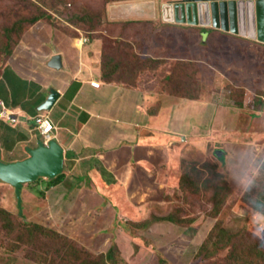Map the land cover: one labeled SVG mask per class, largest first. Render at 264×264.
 Listing matches in <instances>:
<instances>
[{
	"label": "rangeland",
	"instance_id": "rangeland-1",
	"mask_svg": "<svg viewBox=\"0 0 264 264\" xmlns=\"http://www.w3.org/2000/svg\"><path fill=\"white\" fill-rule=\"evenodd\" d=\"M110 1L0 0V97L5 101H13L29 92V95H33L38 88L39 78L33 76L35 73L29 65L21 67V60L18 59L22 56L21 59L28 61L21 46L31 44L35 30L26 36L17 51L20 56L17 57L14 53L9 56L4 50V46L9 43L8 35L11 34L12 39L17 40L19 26L26 30L31 24L27 20L34 17L41 18L37 25L52 27L55 31L50 33L61 42H68L69 35H78L80 38L85 35L90 39L101 36L108 56L114 57L112 61L124 64L121 59L123 51L128 52L127 48L104 34L110 29L105 26L104 19V6ZM200 32L193 30L190 37L191 56L198 59L199 70L193 62L184 67L177 63L169 68L171 74L165 80H160L157 76L154 80L157 82L156 88L163 93L187 101L192 97V102L198 105H191L185 115L180 110L179 117L170 127L167 126V130H161L159 125L154 127V131H147L146 137L153 138L154 148H149V153L144 155L141 165H136L130 172V176L133 173V178L126 181L125 189H118V201L114 199L116 195L109 197L115 209L112 207L104 211V207L96 206L99 212L89 220L76 218L81 213L87 216V212H83L85 207L80 209L78 204L89 197L81 194L79 188L84 185L93 190L99 188L93 177L94 174L101 177L100 179L105 177L103 165L97 166L102 173L93 166L94 170L85 174L88 164L74 167L68 161L65 165L67 171L74 167L70 173L73 177L70 181L74 183L72 191L70 190L71 195L65 191V201L68 204H56L54 198L65 189L60 187L54 194L52 189L55 191L53 186L56 183L46 177L41 176L40 179L24 184L21 189V205L15 187L0 180V209L9 211L13 222L15 221L14 225L12 222L7 225L0 218V264H73L66 258L70 241H64L63 238L53 240L41 236L40 233L32 235L26 228V223L29 222L59 231L87 249L94 257L106 254L116 244L118 250L113 264H158L160 257L167 264H235L228 258L229 248L214 247V243H223L216 236L218 231H215L209 241L217 223L233 236L234 245L249 248L250 245L259 243L264 245V215L255 214L243 201L245 193L258 188L259 183L264 182V141L260 143L261 147L253 146V149L249 141V136L253 138V134L264 135V103L259 104L256 101L252 104L253 110L238 107L234 103L243 101L244 104L245 95L248 98L255 97L256 100L260 98L264 102V45L248 39L242 41L239 37L223 33L217 39L209 38L208 34L204 36ZM79 43L80 40L77 45ZM15 45L11 42L12 48ZM243 46L256 47L255 51L247 50V57L240 61L235 50L242 49ZM140 61L136 63L139 69L145 64L144 61L139 63ZM151 67L147 62L141 72L147 69L159 70L157 66ZM4 74L7 75L6 78ZM163 75L165 72H160L159 76ZM225 78L232 85L226 83ZM143 80L141 78L142 83ZM236 84L242 88H235ZM149 86L133 85L142 89H148ZM43 98L45 94L40 95L38 101ZM33 103H29L32 106L31 111L37 113ZM161 104L160 100H156L148 108V112H154ZM217 111L224 112L222 122H213V119H217ZM31 117L28 114L22 115L18 121L12 123L4 120L8 123L0 127V154L4 161L28 158V149L36 148L38 142L44 139ZM158 121L166 124L167 118L159 117ZM23 124L34 127V132L29 133ZM214 127L218 130L214 131ZM139 130L146 133L143 126H139ZM231 131L235 133L233 135L239 134V137L249 134L244 140L249 142L250 147L246 148V143L240 148L231 145ZM103 137L104 135L98 139L103 140ZM159 137L160 142H156ZM28 138L32 141H23ZM217 150L223 151L222 161L216 155ZM88 155L90 154H84ZM208 163L216 167L228 185L224 205L216 217L211 211V190L206 188L207 185L200 186L198 194L180 187V176L185 164L189 167L196 164L206 178L210 174ZM82 173L84 174L80 176ZM99 191L103 192L101 189ZM77 199V206L69 211L70 200L74 202ZM162 217L171 219L163 220ZM145 221L151 222L142 225ZM101 223H104V235L94 236L89 233L88 229L93 230L95 225ZM126 223L128 228L125 227Z\"/></svg>",
	"mask_w": 264,
	"mask_h": 264
},
{
	"label": "crops",
	"instance_id": "crops-1",
	"mask_svg": "<svg viewBox=\"0 0 264 264\" xmlns=\"http://www.w3.org/2000/svg\"><path fill=\"white\" fill-rule=\"evenodd\" d=\"M168 1L173 0H125L111 2L108 5L105 26L110 29L104 34L115 42L119 41L122 46L127 48L128 52L123 51L121 59L123 63L125 62L124 64H116L112 61L114 57L108 56L105 42L101 36L90 39L85 35H82L81 38L78 35L77 37L69 35L68 42H61L59 38H54L50 33L55 30L44 24H39L29 30L14 52L17 57L21 55L17 51L26 36L35 30L32 34L31 44L21 46L27 54L28 61L21 59L22 56L18 59L21 60V67L29 65L31 71L33 70L35 73L33 76L39 78L38 88L33 95H29L30 92L29 94L25 92L26 95L20 99L5 101L0 97V100H4L12 111L19 114V118L26 114L33 117L39 112L38 107L48 98L50 90L56 89L61 93V96L52 110L45 113L55 125V140L65 149V165L68 161H71V165L74 164V167L88 164L87 171H84L85 174L94 169L97 170L98 165H103L105 177L100 179L101 177H97L96 174L93 177L95 185L97 183L99 188L96 187L93 190L85 185L79 188L81 194L89 195L78 204L80 209L85 207L83 212H87V216L82 213L78 217L76 215L79 220H89L91 216L99 212L95 208L96 206L104 207L102 209L104 211L114 207L109 197L116 195L114 199L118 201V189L120 187L125 189L126 181L133 178V173L130 176V172L136 165H141L142 158L149 153V148H154L153 138L146 137L147 131L152 132L154 127L159 125L162 127L161 130H167V126L170 127V124L179 117L180 110L185 115L191 105H198L193 103V100L187 101L163 93L159 88H156L157 82H154L156 76L160 80H165L171 74L169 68L177 63L184 67L185 65L190 66V63L193 62L196 64V69L199 70L198 59L191 56L190 37L192 31L197 29L203 35L208 34L209 38L217 39V36L223 33L239 37L242 41L246 40V38L215 28L204 29L198 26L166 22L162 18L161 7ZM84 38L87 39V42L82 43ZM201 38L203 39V37ZM79 40L80 43L77 45ZM252 42L261 44L257 41ZM255 47L238 48L235 50L236 56L240 58V61H244L247 57L245 52L247 50L255 51ZM56 54L62 56L63 67L61 69H53L49 66L51 58ZM138 60H141L139 63L145 62L141 69L136 64ZM147 62L152 65L151 68L157 66L159 70L147 69L141 72ZM162 71L165 72V75L161 77L159 74ZM141 78H144L143 83ZM225 80L226 83L232 85L226 78ZM94 81L99 82V88L91 85V82ZM34 83L36 82L34 81ZM140 84H149L150 86L148 89L133 87V85L140 86ZM130 85L131 87H128ZM234 87L242 88L238 84ZM42 94H45V98L38 101ZM156 100H160L162 104L154 112H148V108ZM32 102H34L37 113L31 111L30 107L32 106L29 103ZM175 110L176 112H174ZM217 112L215 116L217 119H213V122H222L224 112ZM159 117H165L169 121H166V124H160ZM0 122L1 128L8 124L2 119ZM139 126H143L146 133L141 132ZM23 127L29 133H33L35 130L34 127H28L26 124H23ZM213 130L217 131L218 129L216 130L214 127ZM231 132V145L240 148L246 143V148L250 147L249 142L244 140L249 134L245 135L246 137H239V134L233 135L235 133ZM102 135H104V139H98ZM253 135V138L249 136V141L252 144L251 149L253 146L261 147L260 143L264 141V135ZM30 140L32 141L28 138L23 141L27 143ZM156 142H160V137L156 139ZM67 152H72V157L67 158ZM86 153L90 155L84 156ZM93 166L96 168L93 169ZM72 169L67 171L65 167L64 176L54 182L56 183L53 186L55 191L52 189L54 194L61 189L60 187L65 189L61 193L62 198L61 195L54 198L57 205L68 204V201H65L67 196L65 191L71 195L70 190L74 185L70 181V178H73L70 174L73 172ZM98 170L102 173L101 169ZM80 176L79 179L82 181ZM99 189L103 192H100ZM120 194L124 196L122 192ZM78 200L74 202L70 200L69 211L75 209ZM114 204L117 203L114 201ZM103 224L95 225L93 230L88 229L89 233L94 236L96 234V236L104 235ZM53 226L57 228V226Z\"/></svg>",
	"mask_w": 264,
	"mask_h": 264
},
{
	"label": "water",
	"instance_id": "water-1",
	"mask_svg": "<svg viewBox=\"0 0 264 264\" xmlns=\"http://www.w3.org/2000/svg\"><path fill=\"white\" fill-rule=\"evenodd\" d=\"M166 22L187 24L200 28H215L264 44V0H173L161 7ZM205 35V34H204ZM49 66L63 67L62 56L54 55ZM61 93L51 89L39 112L51 111ZM28 149L29 157L20 161H4L0 154V180L13 185L21 205V189L39 177L54 178L64 171L65 149L55 139ZM221 150L216 151L220 157Z\"/></svg>",
	"mask_w": 264,
	"mask_h": 264
},
{
	"label": "trees",
	"instance_id": "trees-1",
	"mask_svg": "<svg viewBox=\"0 0 264 264\" xmlns=\"http://www.w3.org/2000/svg\"><path fill=\"white\" fill-rule=\"evenodd\" d=\"M111 2H115L114 0H111L109 3L105 4L104 6V12H105V17H106V11L107 7ZM104 17V19H105ZM31 24L29 27L24 30V28H20L19 26V32H18V37L17 40L12 39V35H8V42L4 46V50L7 51V54L11 56L14 53V50L16 47L20 45V43L23 40V37L25 34L31 30L33 27L37 25L39 21H41V18L39 17H34L31 19H28ZM73 36V35H72ZM11 42H14V48L11 46ZM20 42V43H19ZM181 66V64H178ZM3 75V74H2ZM4 77L6 78V75L4 74ZM193 98L191 97V100ZM245 103L243 104V101H238L234 102L238 107H244V108H249L250 110H253V103H259L263 104L264 102L260 100V98L255 97H250L248 98L245 95ZM37 114H45V111L43 112H38ZM36 114V115H37ZM223 153V151H222ZM72 157L71 152H67V158ZM220 160H223V156L221 155ZM210 174L208 175L209 177H204L203 171L200 170L196 164H192L191 167H189L187 164L184 165V168L181 172V178H180V187L183 190H190L193 191L194 193L198 194L200 191V186L207 185V189L211 190V203H212V214L216 217L219 214L220 209L224 205L225 202V197L228 192V185L227 182L224 181V177L217 172L216 167L213 164H209L207 166ZM264 169V168H263ZM65 171L60 173L54 178H47L51 181L57 182L58 179H61L64 176ZM264 173V170H263ZM207 176V175H206ZM42 177H39L40 179ZM261 186V187H260ZM260 187V188H259ZM259 187L250 190L249 192L245 193L243 196V201L250 206L252 211L255 212V214H262L264 215V182L259 183ZM205 189V188H204ZM22 214V213H21ZM0 218H3L8 225L9 222H13L12 216L10 215V212L7 211L6 209H0ZM157 218V217H156ZM163 220L167 219L170 220V217H162ZM151 221H145L142 223V225H147ZM216 226L214 227V231L210 236L209 241H211L215 231H218L216 236L221 238L223 240L222 244L219 243H214V247L221 249L222 247L229 248L228 253H229V260H232L233 263L235 264H264V245L262 243H259L258 245H250V248L247 246H242V245H234L232 243L233 236L229 234V231L226 228L221 227L220 223L215 224ZM26 228H28L29 233L35 234V233H40L41 236H46L50 239L57 240L59 238H63L64 241L68 240L70 241L69 249H68V255H67V260L73 264H113V262L116 260V252L118 250V246L116 244H113L111 248L108 250L106 254H102L100 256L94 257L91 254H89V251L81 246H79L74 240H70L69 237L66 235L60 233L57 230L48 228L35 222H29L26 223ZM34 228H32V227ZM126 228H128V225L126 223ZM9 230V229H7ZM205 247V246H203ZM223 248V249H226ZM158 264H167L166 260L163 257H160L158 259Z\"/></svg>",
	"mask_w": 264,
	"mask_h": 264
},
{
	"label": "built area",
	"instance_id": "built-area-1",
	"mask_svg": "<svg viewBox=\"0 0 264 264\" xmlns=\"http://www.w3.org/2000/svg\"><path fill=\"white\" fill-rule=\"evenodd\" d=\"M87 42V39L84 38L83 42ZM91 85L95 88H99V82H91ZM0 119L6 120L9 122H16L18 121V114L12 111L3 100H0ZM37 129L40 131L41 135L44 137L43 142L48 144L49 141L54 139V131L55 125L51 118L46 114H37L36 116L32 117Z\"/></svg>",
	"mask_w": 264,
	"mask_h": 264
},
{
	"label": "clouds",
	"instance_id": "clouds-1",
	"mask_svg": "<svg viewBox=\"0 0 264 264\" xmlns=\"http://www.w3.org/2000/svg\"><path fill=\"white\" fill-rule=\"evenodd\" d=\"M4 101V100H3ZM5 102V101H4ZM46 114V113H45ZM36 116V115H35ZM34 117V116H33ZM18 119H19V114H18ZM55 139V138H54ZM53 140V139H52ZM43 141V140H42Z\"/></svg>",
	"mask_w": 264,
	"mask_h": 264
}]
</instances>
